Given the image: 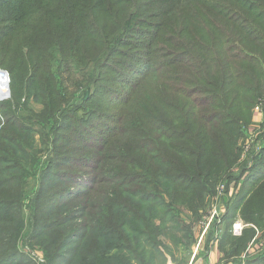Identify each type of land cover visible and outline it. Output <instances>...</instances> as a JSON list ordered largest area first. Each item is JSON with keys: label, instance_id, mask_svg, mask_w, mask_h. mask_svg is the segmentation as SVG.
I'll return each mask as SVG.
<instances>
[{"label": "rangeland", "instance_id": "374dc122", "mask_svg": "<svg viewBox=\"0 0 264 264\" xmlns=\"http://www.w3.org/2000/svg\"><path fill=\"white\" fill-rule=\"evenodd\" d=\"M155 1L154 8L144 7L143 12L157 14V17L180 1L181 14L194 13L202 5L207 15L213 13L211 3L215 0H172L163 6L165 0ZM60 2L63 1L0 0V65L6 69L13 67L16 74V78L14 75L12 78L13 82L15 80L12 100L4 106V112L13 122H0V241L5 234L15 249L32 251L35 262L29 264H77L78 261L109 264L106 260L117 257L107 251V237L114 235L110 231L115 226L125 224L141 228L146 221H152L154 227L160 228V219L163 218L167 228L165 233L161 228L157 232L155 238L161 244L160 253L156 254L152 264H200L201 259H205L203 255L214 249L218 253L214 264H264V77L259 74L264 72V0H250L248 11L255 7L252 10L256 19L254 26L244 28L239 24L242 40L237 46H232L237 49L231 52L234 56H243L244 63H237L248 68L247 72L252 76L250 87L254 92L243 94V100L236 104L235 110V103L230 104L229 111L240 120L237 127L220 128L216 121L210 125L207 135L214 141L209 145L217 148V152L214 158H205L206 171H210L212 178L206 183L203 204L197 213L189 211L183 200L180 205H172L166 196L163 200H156V196L148 195L152 190L142 183L151 159L160 154L167 158L180 157L179 163L184 165L187 163L185 148L191 149L192 144L180 136L163 137L161 130L156 128L154 132L146 130L144 121L148 117H153L157 124L167 121L177 135H183L184 126L191 122L194 123L193 130L200 128L202 120L199 123V115L203 108L195 110L188 105H179L170 110L168 103L174 97L167 93L170 81L160 73L146 83L147 74L133 75L136 62L127 55L138 53L134 36L127 38V46H121V54L115 58L116 71L109 70L107 75L110 78H105L100 91L88 101L80 102L95 70L90 56H86L89 44L83 43L80 51L72 55H77L79 61L69 56L67 62L58 64L57 75L48 71L45 58H41L35 67L32 65L36 58L30 59L33 53L46 54L40 50L41 47L60 50L65 41L71 42L62 39ZM142 3L138 5L139 9ZM84 8L83 12H87ZM21 16L23 19L15 25V20ZM159 21L157 18L155 23ZM71 23L67 24L71 26ZM204 23L211 24L205 20ZM257 37L262 42L257 41ZM67 47L69 49L71 45L67 44ZM117 61L122 62L118 64ZM124 62L132 68L125 70ZM126 80L134 81L132 86L126 85ZM42 83L47 87V97L41 94ZM109 89L112 93L105 94ZM124 104L127 105L122 106ZM63 105H68V108L61 110ZM185 111L193 113V116L183 120ZM215 111L216 106L210 108V112ZM114 118L116 122L112 124L110 121ZM104 125L119 127L127 133L113 143L100 142L103 136L108 137ZM214 126L219 127L218 132L212 130ZM89 130L98 137L95 143L90 140ZM227 131H232V134L227 135ZM148 134L153 135V141L144 140ZM73 156L89 160L90 165L79 170L71 161L65 162ZM118 156L125 157L129 163L123 170L137 167L141 173L135 186L137 191L132 194L136 205L132 206L125 200V207L112 213L108 198L113 192L123 197L125 193L122 191L134 186L119 188L94 184L97 192L85 219L70 220L53 228L54 240L46 237L36 239L37 225L57 223L69 215H73L71 218L81 215L70 210L72 202L65 206L57 202L56 193L67 187L75 188L63 175L84 170L87 176L95 177L98 161ZM153 167L157 173L168 171L160 165ZM87 205L83 200L77 203L81 209ZM95 205L99 208H94ZM60 208H64L61 216ZM150 209L163 211L162 217L152 218L153 214L147 212ZM177 219L176 232L168 231L173 227L171 221ZM235 222L248 225L244 229L246 232L239 237L231 233ZM92 226L97 230L90 234ZM77 230H81L78 231L80 238L71 240L60 252L61 259L52 262V258L46 255L57 253ZM3 246L0 242V251ZM46 251L51 253L46 254ZM132 257L137 259L140 256L134 253ZM133 258L131 264H138ZM150 259L147 254L146 262Z\"/></svg>", "mask_w": 264, "mask_h": 264}, {"label": "trees", "instance_id": "16d2710c", "mask_svg": "<svg viewBox=\"0 0 264 264\" xmlns=\"http://www.w3.org/2000/svg\"><path fill=\"white\" fill-rule=\"evenodd\" d=\"M58 7L60 12L59 27L63 31L62 39L66 41L61 45V49L53 50L51 47L45 50L40 48L45 55L33 53L30 59H35V67L41 58L47 61V69L50 73L57 75V65L68 61L69 56H72L80 51L83 43L89 44V51H86V56L95 64V70L92 74L91 82L81 94L80 102L88 101L93 94L100 91L102 82L109 75V70L115 72L116 55L121 54V46L127 42V38L136 37L138 53L135 55H127L128 58H134V74H147V80L153 79L157 74H162V77L171 82L168 85V94L173 95V99L168 103L170 110H175L179 105H188V107L199 108L203 111L199 115V129L193 130L194 123L191 122L184 126L183 135H177L173 127L170 128L167 121L156 123L153 117H148L144 121L146 130L154 129L161 130L160 134L167 138L187 139L192 147L185 148V156L187 163L180 165L178 157H165L162 154L151 159L150 166L146 167L149 171L146 174V179L143 183L148 186V190L152 193L148 195L156 200H163L165 196L172 205H180L183 200L185 207L189 211L197 213L203 204V192L207 190L206 183L211 180L210 171H206L205 158L207 156L215 157L217 148L209 145L214 141L213 137L207 135L212 122H218L220 128H229L230 126H238L239 119L235 113H231L230 104L234 102L239 104L243 99V94L251 95L254 90L250 87L252 84V76L249 75L248 68L243 65H238L237 62L244 63L243 56L232 55L234 50L232 46L241 43V26L244 28H252L255 22V15L252 10L248 11L249 1L245 0H215L211 3L213 13L205 14L203 8L199 6L196 12H187L181 14V2L178 1L171 5L165 12L157 14H147L143 12V8H154L155 0H149L142 3L140 0H61ZM172 0H165L163 5L168 4ZM88 6H84L85 4ZM142 3L139 9L138 5ZM146 4V5H145ZM85 7V8H84ZM86 9V11L83 12ZM245 10V11H244ZM246 12V13H245ZM208 16V17H206ZM24 16L15 20V25L21 22ZM206 17V19H205ZM160 20V23H155V20ZM150 20V21H149ZM204 20L211 23L205 24ZM71 23L69 26L67 23ZM8 29V28H6ZM17 29V28H16ZM12 30V29H11ZM68 34V35H67ZM147 35L149 37H147ZM257 41H261L257 37ZM67 44L71 47L68 49ZM126 46L128 44H125ZM231 53V55H230ZM122 61H117L119 64ZM138 64V65H137ZM125 70L132 68L127 62L123 63ZM140 68V69H139ZM0 69L6 71L10 78V99L0 103V122L11 124L13 120L4 112V106L12 100L13 97V75L16 78L13 67L6 69L0 65ZM123 71H121L122 74ZM119 73V72H118ZM264 77V72L259 73ZM110 78V77H108ZM134 81L126 80V85L132 86ZM93 84V86H92ZM263 84V83H262ZM42 96L47 97V87L42 83ZM15 88V85H14ZM237 90L235 95L234 91ZM171 91V92H170ZM109 89L105 94H111ZM250 105V102L247 101ZM195 106H193V105ZM124 104L122 106H126ZM216 106L215 112H210V108ZM68 108V105H63L62 109ZM1 110L3 113H1ZM205 111H209L204 113ZM234 112V111H232ZM193 116V113H183V120ZM117 122H121L117 119ZM112 124L116 119L110 121ZM57 119L53 123L56 125ZM107 136H103L100 142L110 144L115 142L121 136L123 137L127 131L119 130V127L107 126ZM94 130V127H92ZM213 131L218 132L219 127L214 126ZM175 132V133H174ZM91 135L90 140L95 143L98 140L97 135L90 130L87 131ZM93 134V135H92ZM232 134V131H227V135ZM172 135V136H170ZM178 136V137H175ZM144 140L153 141V135H146ZM71 161L77 168H86L90 165L89 160L85 158L66 159L65 162ZM222 162V161H221ZM128 161L123 156L115 158H102L98 161L93 176H87L86 171L68 172L63 175L69 182L73 183L75 188L67 187L64 190L56 193L57 202L60 206H65L68 202L70 210L80 213V217L71 218L73 215L65 216L62 221L57 223L48 222L37 225L36 239L48 238L54 240L53 228L62 225L70 220L85 219L87 212L92 208V198L97 191H94V184H109L116 185L119 188L124 186H134L123 190V197H118L113 192L110 202V210L112 213H117L120 208L125 207V200L132 206L136 205V201L132 199V194L137 191L136 184L141 176L137 167L123 170L124 166L128 165ZM154 165H160L168 169L166 173L154 171ZM136 166V165H132ZM145 169V170H146ZM138 178V179H137ZM81 189V191H78ZM147 194V193H146ZM142 195L140 198H142ZM87 203V207L81 209L77 206L79 201ZM142 200V199H141ZM94 208H99L95 205ZM64 208L58 210L60 216ZM57 210V211H58ZM148 214H153L154 217H162L163 211L159 209H150ZM86 214V215H85ZM161 229L167 228V222L160 219ZM173 227L168 231L176 232L178 219L171 221ZM86 227V226H85ZM89 228V227H87ZM160 228L154 227L152 221H146L141 228L134 225L119 224L110 231L114 235L107 237L108 253L111 252L117 255L114 260H106L109 264H131L132 255L139 254L140 257L134 259L138 264H152L156 254L160 253V243L157 242L156 236ZM93 234L97 230L96 227H90ZM77 230L71 234L68 240L59 247L57 253L46 251V256L52 258V262L61 259L60 252L65 249L71 240L80 238V233ZM245 231V230H244ZM243 231V232H244ZM89 232V231H88ZM246 232V231H245ZM88 234V233H87ZM87 236V235H86ZM227 240V238H225ZM225 240V241H226ZM3 249L0 251V264H29L35 260L30 254V250L20 252L9 243L7 235H3L1 239ZM104 247H106L104 245ZM50 248V247H49ZM149 254L151 259L146 262L145 256ZM32 260V261H31ZM77 264H83L78 261ZM260 264V263H257Z\"/></svg>", "mask_w": 264, "mask_h": 264}, {"label": "built area", "instance_id": "2783aa9c", "mask_svg": "<svg viewBox=\"0 0 264 264\" xmlns=\"http://www.w3.org/2000/svg\"><path fill=\"white\" fill-rule=\"evenodd\" d=\"M10 78L6 71L0 69V103H3L10 99ZM248 225H244L241 222H235L232 224L231 233L234 237L241 236L242 232ZM33 256V253L30 252Z\"/></svg>", "mask_w": 264, "mask_h": 264}, {"label": "crops", "instance_id": "0c3cea01", "mask_svg": "<svg viewBox=\"0 0 264 264\" xmlns=\"http://www.w3.org/2000/svg\"><path fill=\"white\" fill-rule=\"evenodd\" d=\"M217 254L218 253H216L215 249L214 250H210L208 252V254L203 255V257L205 259L202 258L199 263H201V264H214L216 262L217 258H218V255ZM198 257H200V255Z\"/></svg>", "mask_w": 264, "mask_h": 264}, {"label": "water", "instance_id": "95a60500", "mask_svg": "<svg viewBox=\"0 0 264 264\" xmlns=\"http://www.w3.org/2000/svg\"><path fill=\"white\" fill-rule=\"evenodd\" d=\"M201 264V263H200Z\"/></svg>", "mask_w": 264, "mask_h": 264}]
</instances>
